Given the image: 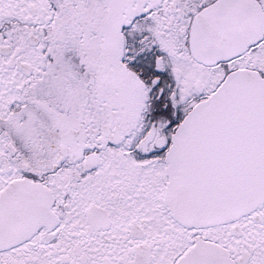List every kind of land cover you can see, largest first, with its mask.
I'll return each instance as SVG.
<instances>
[{
    "label": "snow or ice",
    "instance_id": "snow-or-ice-1",
    "mask_svg": "<svg viewBox=\"0 0 264 264\" xmlns=\"http://www.w3.org/2000/svg\"><path fill=\"white\" fill-rule=\"evenodd\" d=\"M0 264H264V0H0Z\"/></svg>",
    "mask_w": 264,
    "mask_h": 264
}]
</instances>
